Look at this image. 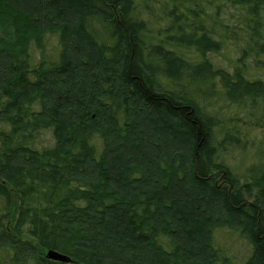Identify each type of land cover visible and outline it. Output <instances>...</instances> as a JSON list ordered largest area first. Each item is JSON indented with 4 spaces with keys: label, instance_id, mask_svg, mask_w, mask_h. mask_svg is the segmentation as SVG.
<instances>
[{
    "label": "trees",
    "instance_id": "16d2710c",
    "mask_svg": "<svg viewBox=\"0 0 264 264\" xmlns=\"http://www.w3.org/2000/svg\"><path fill=\"white\" fill-rule=\"evenodd\" d=\"M219 84L264 115V0H0V264H264Z\"/></svg>",
    "mask_w": 264,
    "mask_h": 264
},
{
    "label": "rangeland",
    "instance_id": "374dc122",
    "mask_svg": "<svg viewBox=\"0 0 264 264\" xmlns=\"http://www.w3.org/2000/svg\"><path fill=\"white\" fill-rule=\"evenodd\" d=\"M158 13V11H157ZM161 15V13L159 14ZM53 44V43H52ZM227 58H232L234 59L235 55L230 54L229 52H226ZM218 58V57H217ZM216 58V59H217ZM218 60V59H217ZM228 60V59H226ZM206 87H198L197 90L199 92H205ZM215 90L208 89L205 94H200L204 95L206 101L204 102L206 107H209L212 109V111H215L217 116H220L222 122L221 124H224V126L227 127H235V130L240 132L239 136L243 135L246 130L248 132L247 134V140L245 144V149H248V153L245 151L241 150H235L231 153L230 155V161H233L232 163L236 165L237 169L239 172L243 173V171H246L251 167L254 163L258 162V158H256V153L253 152V147H256V142L253 140L249 139L252 138V136L259 134L260 132L258 131V124L261 123L264 119V115H262L260 112L256 113L254 110L249 109L247 106H237L236 104H233L226 99L223 98V94L221 93L220 89L221 86L215 85ZM234 131V130H232ZM262 134H259V137ZM249 137V138H248ZM263 140V137L261 138ZM231 147L229 146V149ZM261 149H263L261 147ZM238 250V255H242L243 253H246V249H244L243 244L240 243V245L237 248Z\"/></svg>",
    "mask_w": 264,
    "mask_h": 264
},
{
    "label": "water",
    "instance_id": "95a60500",
    "mask_svg": "<svg viewBox=\"0 0 264 264\" xmlns=\"http://www.w3.org/2000/svg\"><path fill=\"white\" fill-rule=\"evenodd\" d=\"M48 257L50 258V259H52V260H55V261H63V262H66L67 261V259L64 257V256H62L61 254H59V253H56V252H54V251H50L49 253H48Z\"/></svg>",
    "mask_w": 264,
    "mask_h": 264
}]
</instances>
